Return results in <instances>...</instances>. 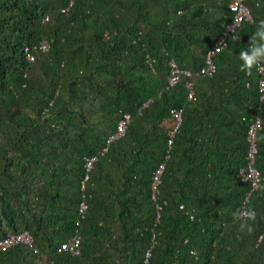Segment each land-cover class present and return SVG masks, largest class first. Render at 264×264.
<instances>
[{
    "label": "trees",
    "instance_id": "trees-1",
    "mask_svg": "<svg viewBox=\"0 0 264 264\" xmlns=\"http://www.w3.org/2000/svg\"><path fill=\"white\" fill-rule=\"evenodd\" d=\"M246 4L215 72L171 85V60L206 64L231 0H0V238L31 237L0 264H264V68H239L264 0ZM256 118L251 191L238 169ZM241 205L257 212L250 232ZM76 236L79 253L61 247Z\"/></svg>",
    "mask_w": 264,
    "mask_h": 264
},
{
    "label": "built area",
    "instance_id": "built-area-1",
    "mask_svg": "<svg viewBox=\"0 0 264 264\" xmlns=\"http://www.w3.org/2000/svg\"><path fill=\"white\" fill-rule=\"evenodd\" d=\"M233 8L236 9V14L234 19L227 24L225 27L223 33L215 40L213 46L209 49L206 57V64L202 66L199 70L191 71L189 69H181L177 62L175 60H171V69H170V75H169V83L171 85L176 84L179 82L183 76H191L193 74L196 75H212L216 70V65L214 63L213 57L215 53L225 44L227 38L234 34L237 27L241 24V22L245 19L251 18V12L246 4V0H231ZM47 46V42H42V47L45 48ZM264 67L260 69V71L263 70ZM261 87L263 86V80H260ZM186 86L189 88L188 97L191 98L194 96V90H193V83L191 79L186 80ZM173 116L177 120L176 126L170 131V140L169 145L172 141V136L177 129L179 123L182 120V108H175L172 110ZM130 120L129 114H125L124 117L119 121L117 125L116 131L111 134L107 139L106 146L103 147L102 153L105 152L108 148V145L113 140L119 138L122 136L125 131L127 124ZM260 119L256 118V120L251 124L249 128V149L247 154V163L243 166H241L238 169V175L243 180H247L251 184V191L253 189H256L261 186V173L260 171L255 167V155L257 151L256 147V132L257 128L259 127ZM98 159V155H92L89 157L85 163L86 169L89 170L94 162ZM164 168V163H161L157 170L153 174V180H152V190H153V196L155 195L156 191L158 190L161 173ZM87 175L85 176V178ZM160 216L158 214L157 218ZM19 241H26L31 242V237L27 232H22L18 234H10L4 238H0V249H4L8 246H11ZM61 247L63 249H69L73 253H79L80 251V238L78 236L73 237L72 240H69L67 242H63Z\"/></svg>",
    "mask_w": 264,
    "mask_h": 264
},
{
    "label": "clouds",
    "instance_id": "clouds-1",
    "mask_svg": "<svg viewBox=\"0 0 264 264\" xmlns=\"http://www.w3.org/2000/svg\"><path fill=\"white\" fill-rule=\"evenodd\" d=\"M239 68L241 71L251 73L254 69L260 70L264 67V19L257 22L255 30L250 36L249 43L239 51ZM233 216L238 223V231L250 232L251 222L257 217L256 210L248 205H241Z\"/></svg>",
    "mask_w": 264,
    "mask_h": 264
}]
</instances>
